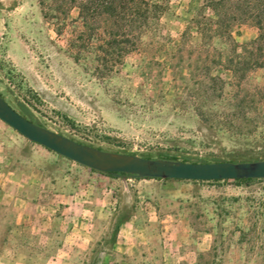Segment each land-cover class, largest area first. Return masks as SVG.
<instances>
[{
	"label": "rangeland",
	"instance_id": "1",
	"mask_svg": "<svg viewBox=\"0 0 264 264\" xmlns=\"http://www.w3.org/2000/svg\"><path fill=\"white\" fill-rule=\"evenodd\" d=\"M42 1L50 14L66 7ZM39 2L0 0V94L17 111L76 140L141 156L264 158V58L251 68L235 58L248 52L212 35L201 1L163 0L158 19L108 74L73 58L77 9L56 33L60 20L43 17ZM229 24L237 44L256 35L250 20ZM67 163L0 120V264H48L61 251L68 255L59 264H264V178L119 180L115 207L97 217L88 244L69 247L67 221L50 207L51 196L25 215L17 207V188L40 186L41 169L63 175ZM33 190L18 197L33 198Z\"/></svg>",
	"mask_w": 264,
	"mask_h": 264
},
{
	"label": "trees",
	"instance_id": "2",
	"mask_svg": "<svg viewBox=\"0 0 264 264\" xmlns=\"http://www.w3.org/2000/svg\"><path fill=\"white\" fill-rule=\"evenodd\" d=\"M196 1H201V10L207 12L208 22L210 23L209 29L212 30V35L216 37L224 35L225 39L232 43L234 51L242 49L248 52L245 55L236 52L235 58L245 63L244 65L247 68L263 64L264 0ZM63 2L66 7L62 10V15H59V12L50 14L51 12L44 10V2L40 0L43 17L54 18L57 23L60 20L61 24H57L55 32L61 33L69 10L75 7L77 9L75 21H78V24H75L73 30H71L68 46L73 51L72 55L75 60L83 57V59L91 61L94 63V70L100 74L110 73L115 65L121 63L125 54L137 47L142 34L151 27V23L158 19L164 3L163 0H63ZM223 8L225 9L223 10ZM237 17L242 20H250L256 27V35L243 44H237L232 37V30H229V21H233ZM190 21L195 22L196 31L200 30L196 18L191 17ZM252 50L257 51L255 56ZM233 58L232 56H225V59L230 63L233 62ZM19 112L30 120L42 124L36 121L35 116L29 110L23 108ZM160 157L177 159L175 156ZM182 160L193 161L187 158H182ZM260 179L235 178L231 180L237 183H247ZM219 180L224 181L227 179L210 181Z\"/></svg>",
	"mask_w": 264,
	"mask_h": 264
},
{
	"label": "water",
	"instance_id": "3",
	"mask_svg": "<svg viewBox=\"0 0 264 264\" xmlns=\"http://www.w3.org/2000/svg\"><path fill=\"white\" fill-rule=\"evenodd\" d=\"M0 120L27 140L88 168L119 175L122 179L173 178L214 180L264 178V158L257 160L184 161L146 157L93 146L30 120L0 94Z\"/></svg>",
	"mask_w": 264,
	"mask_h": 264
},
{
	"label": "crops",
	"instance_id": "4",
	"mask_svg": "<svg viewBox=\"0 0 264 264\" xmlns=\"http://www.w3.org/2000/svg\"><path fill=\"white\" fill-rule=\"evenodd\" d=\"M65 159L68 161L67 168L71 171H67L63 175L53 174L54 176H50L48 168L46 170L40 168V177L42 180L41 183H39L40 186L36 185L34 187L30 183L24 188L26 190L24 193L17 188V198L19 201H22V203H20L21 206L17 207L21 208V214L25 215L24 209H27V206L35 209L45 208L46 201L43 197L47 198L51 196L53 199L52 202H50V207L60 208L64 214L65 221H67V234L65 236H69V239H71L69 241V247H72V244L77 242L86 245L88 244L90 236H92L90 227L92 225H97V223L99 224L97 217H100L104 212H111L114 209L115 193L118 190L116 185L119 184L120 181H123V185L126 186V181L128 180L122 179L119 175L92 170L68 158ZM31 167L34 168L33 165H31ZM38 169L39 167L35 166V171H38ZM0 173V175L3 176V172ZM16 176H19L16 181L17 184L20 185V181L24 180L20 178V175ZM79 177L82 179L80 180ZM46 179H49V181ZM9 182L8 180V182L3 181L2 183L6 184ZM26 183H29V180H27ZM30 189H34L33 192L36 191V196H33V198L18 197L19 193H21V195H27ZM23 204L24 206H22ZM127 222H129V220L125 221V223ZM20 224L21 218L16 219L15 225ZM70 226H72V228H69ZM45 236L49 235L46 234ZM60 236L64 235L60 234ZM129 239L130 236L120 237V240L123 242ZM66 255H68L67 252L61 251V254L51 258V262L48 264H59L62 257Z\"/></svg>",
	"mask_w": 264,
	"mask_h": 264
}]
</instances>
